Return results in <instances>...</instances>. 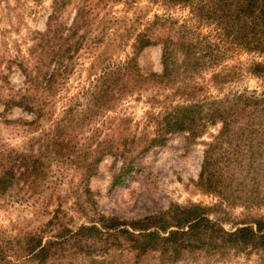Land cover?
I'll return each instance as SVG.
<instances>
[{
	"label": "trees",
	"instance_id": "trees-1",
	"mask_svg": "<svg viewBox=\"0 0 264 264\" xmlns=\"http://www.w3.org/2000/svg\"><path fill=\"white\" fill-rule=\"evenodd\" d=\"M72 1H51L45 30L36 33V43L29 49L32 63L15 57L3 67L9 70L14 64L24 85L15 89L1 72L0 116L19 108L33 115L27 124L34 128L44 117L50 119L54 84L70 74L84 46L92 54L89 69L94 71L85 89V110L90 120L100 118L88 138L84 176L89 180L109 156L122 163L112 176L115 187L137 168L140 155L183 134L203 147L197 186L219 201L210 206L171 204L155 216L132 221L100 215L91 225L66 229L44 242L42 234L32 232L24 238L22 256L47 264L66 241L76 239L90 247L88 242L97 243L102 235L113 237L104 248L123 246L138 255L154 251L165 261H175L187 251L222 257L231 248L264 250V216L237 222L231 230L224 228V218L216 216L217 209L237 204L264 207V0H148L155 7L152 14L144 19L135 16L133 27L121 32L106 26L98 29L104 20L99 5L107 0ZM127 2L140 10L138 0ZM69 5L73 15L68 23L63 16ZM150 46L160 48V72L146 71L138 61ZM241 54L247 59H238ZM245 74L258 85L236 87ZM143 92L149 93L148 108L144 131L137 134L129 126L130 117L116 110L126 97L139 98ZM110 112L114 116L108 117ZM20 122L0 119L5 125ZM52 128L44 134L51 146L60 136ZM37 139L31 137L26 144ZM244 171L258 174L246 190L233 184ZM42 172L32 150L8 147L0 138V198L15 185L35 184ZM3 255L0 249V264L8 262Z\"/></svg>",
	"mask_w": 264,
	"mask_h": 264
},
{
	"label": "rangeland",
	"instance_id": "rangeland-1",
	"mask_svg": "<svg viewBox=\"0 0 264 264\" xmlns=\"http://www.w3.org/2000/svg\"><path fill=\"white\" fill-rule=\"evenodd\" d=\"M51 1L0 0V86L3 85L2 71L15 89L24 85V77L14 64L9 70L3 67L10 64L11 59L15 57L21 59L24 57L29 63L34 61L29 55V49L36 43L34 39L36 33L45 30ZM77 1L73 0L72 4H76ZM127 1L102 2L99 11L100 15H104V20L98 29L101 30L103 26L111 32L130 29L133 27L135 16L142 15L144 19L155 9L148 0H138L137 4L141 8L137 11L134 4ZM72 8L73 6L69 5L63 16L68 23L73 15ZM181 12L175 11L178 14ZM98 29L96 23L93 33L94 30L97 33ZM105 43L104 40L100 44V50ZM110 46L114 47L115 43L110 42ZM87 51L83 46L77 53L78 58L70 74L65 78H58L54 84L49 96L52 103L50 119L44 117L39 126L34 128L27 124L33 119V115L19 108H13L0 116L1 120L5 118L21 120L18 125L1 123L0 138L8 147L24 145L28 150H32L40 159L43 169L41 179L35 184L15 185L0 198V249L4 251L3 256L8 258L6 264H39L37 259L22 256L24 238L32 232L42 234L44 242L51 235L66 229L76 231L80 225H91L100 215L132 221L155 216L167 210L171 204L210 206L219 201L215 194L197 186L203 147L199 141H188L183 134L172 135L165 145L152 147L140 155L137 158V168L125 182L115 187L111 186L112 176L119 171L122 163L119 160L114 161L109 156L97 165L96 173L90 176L89 180L84 176L86 174L82 165L88 149V138L94 129L93 125L100 122L99 117L90 120L85 110V89L90 84V73H94L93 69H89L92 54ZM238 59L245 60L247 55L241 54ZM44 61L47 63L49 60L45 58ZM138 61L144 70L160 72L159 46L146 48L139 55ZM257 85L258 81L246 74L236 83V87L254 88ZM148 94L143 92L139 98L126 97L116 110L119 115L130 117L129 126L133 133L139 134L144 131L143 121L145 110L148 108L146 103ZM111 116H114V112L109 113L108 117ZM50 126H53V131L60 135L53 146L48 145L44 136ZM31 137L38 139L33 145L26 144ZM132 148L134 147L131 146ZM254 177H258V174L244 171L233 184L239 183V188L246 190L252 185ZM217 210L216 216L225 219L222 220V224L227 230L233 229L237 222L264 216V207H245L241 204ZM101 238L102 240L97 243L96 239L88 242L90 247L76 239L66 241L63 243L64 247L56 251V254L46 262L264 264V250L259 248L240 250L231 248L227 249L222 257L204 251H187L175 261H165L154 251L138 255L123 246L112 245L108 249L104 248L113 241V237L102 235ZM92 243L96 244L91 246Z\"/></svg>",
	"mask_w": 264,
	"mask_h": 264
}]
</instances>
